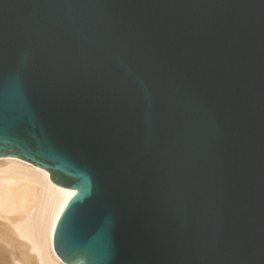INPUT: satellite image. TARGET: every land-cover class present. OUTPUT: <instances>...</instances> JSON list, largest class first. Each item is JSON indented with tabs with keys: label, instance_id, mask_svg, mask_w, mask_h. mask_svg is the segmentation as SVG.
Instances as JSON below:
<instances>
[{
	"label": "water",
	"instance_id": "95a60500",
	"mask_svg": "<svg viewBox=\"0 0 264 264\" xmlns=\"http://www.w3.org/2000/svg\"><path fill=\"white\" fill-rule=\"evenodd\" d=\"M6 157L61 262L264 264V0H0Z\"/></svg>",
	"mask_w": 264,
	"mask_h": 264
},
{
	"label": "bare ground",
	"instance_id": "6f19581e",
	"mask_svg": "<svg viewBox=\"0 0 264 264\" xmlns=\"http://www.w3.org/2000/svg\"><path fill=\"white\" fill-rule=\"evenodd\" d=\"M75 196L48 171L0 158V264H67L54 249V233Z\"/></svg>",
	"mask_w": 264,
	"mask_h": 264
},
{
	"label": "rangeland",
	"instance_id": "374dc122",
	"mask_svg": "<svg viewBox=\"0 0 264 264\" xmlns=\"http://www.w3.org/2000/svg\"><path fill=\"white\" fill-rule=\"evenodd\" d=\"M30 164V163H29Z\"/></svg>",
	"mask_w": 264,
	"mask_h": 264
}]
</instances>
